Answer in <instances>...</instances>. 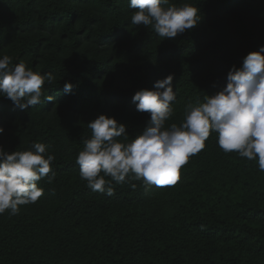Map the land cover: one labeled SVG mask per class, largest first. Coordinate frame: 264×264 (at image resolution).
<instances>
[{"label":"trees","instance_id":"16d2710c","mask_svg":"<svg viewBox=\"0 0 264 264\" xmlns=\"http://www.w3.org/2000/svg\"><path fill=\"white\" fill-rule=\"evenodd\" d=\"M183 2L199 8L200 21L162 39L132 25L129 0H0V57L52 74L42 91L54 98L20 110L0 96V147L23 151L35 141L55 157L51 182H37L44 194L0 214V264H264V171L225 153L214 132L174 185L105 177L109 196L80 176L76 157L97 115L135 138L150 114L133 94L171 74L166 126L179 125L187 105L222 89L229 69L264 45V0H169Z\"/></svg>","mask_w":264,"mask_h":264},{"label":"clouds","instance_id":"9594fccd","mask_svg":"<svg viewBox=\"0 0 264 264\" xmlns=\"http://www.w3.org/2000/svg\"><path fill=\"white\" fill-rule=\"evenodd\" d=\"M129 7L135 9L132 25L150 27L162 39H173L200 21L199 8L187 2L129 0ZM226 80V85L205 96L204 102L187 105L179 125L166 126L173 112L170 102L176 99L173 75L156 80L155 90H137L132 101L138 111L149 113L150 119L135 138L129 139L125 124L97 115L87 123L91 136L83 139L84 148L76 157L81 178L92 191L109 196L114 189L105 177L122 183L131 173L145 185H174L181 166L205 147L210 132L216 133L218 146L225 153L237 152L256 160L264 171V45L244 56L240 67L232 66ZM52 81L50 73L35 72L24 62L13 64L8 55L0 57V96L20 110L40 104L42 97L52 101L54 98L42 91L45 83ZM72 87L65 82L66 93ZM46 152L47 146L35 141L23 151L0 147V214L8 210L16 215L19 206L35 203L44 194L37 182L46 176L51 182L55 175L50 167L55 157Z\"/></svg>","mask_w":264,"mask_h":264}]
</instances>
